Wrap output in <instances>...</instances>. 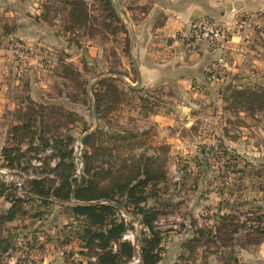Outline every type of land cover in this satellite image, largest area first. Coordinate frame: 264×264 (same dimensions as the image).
<instances>
[{
	"label": "rangeland",
	"instance_id": "374dc122",
	"mask_svg": "<svg viewBox=\"0 0 264 264\" xmlns=\"http://www.w3.org/2000/svg\"><path fill=\"white\" fill-rule=\"evenodd\" d=\"M66 1L0 0V91L6 100L0 122L7 127L0 139L8 142L11 125L23 121L38 131V141L21 144L13 166L48 170L55 150L43 142L55 138L65 142L71 160L73 142L90 130L119 133L124 144L131 134L133 154L165 158L166 179L152 187L157 199H149L157 200L159 210L154 225L161 262L264 264V239L242 248L236 240L223 246L205 235L188 248L194 231L214 230L222 214L235 222L264 217V32L258 39L235 40L236 66L224 56L222 72L201 95L164 99L158 90L145 95L135 83L131 33L143 5L116 0L118 10L113 0L118 23L104 19L99 0H80L87 12L81 22L77 13L70 16ZM124 7L133 12L125 14ZM224 77L229 81L220 82ZM156 113L160 121L152 118ZM126 148L129 144L117 151L126 154ZM26 197L17 218L0 224V241L7 244L5 251L0 248V264H43V255L60 251L61 244L64 263L86 260L79 254L80 224L66 207ZM119 215L130 222L125 235L132 244L135 236L139 241L141 225L129 214ZM244 232L234 236L245 241Z\"/></svg>",
	"mask_w": 264,
	"mask_h": 264
},
{
	"label": "trees",
	"instance_id": "16d2710c",
	"mask_svg": "<svg viewBox=\"0 0 264 264\" xmlns=\"http://www.w3.org/2000/svg\"><path fill=\"white\" fill-rule=\"evenodd\" d=\"M99 1L100 14L104 19L120 23L113 0ZM65 3L70 5V16L77 13L79 21L86 19L87 12L82 1L70 0ZM108 87H112V84ZM249 95L250 91L246 92L245 98ZM96 130H84L86 133L82 136V143L88 150L84 151L83 174L79 179L74 177V166L69 159L70 150L65 149V142L57 138L51 144L43 142L55 150L53 157L56 161L51 168L41 171L45 173L42 178L31 182V195L26 198L34 196V200L44 206L55 200L66 207L70 217L79 222V254L84 255L86 260H80L78 264H129L135 247L130 240L122 237L129 230L130 222L105 200L122 205L132 218L141 222V235L137 244L142 264H157L161 259V236L155 229L154 222L159 210L155 207L157 200L155 204H149V199H157L158 194L152 187L166 179L165 158L145 153L133 154L134 149L131 142L129 143L131 134L126 137L127 142L124 144L122 142L125 137L119 133L109 134ZM37 132V126L30 121L11 125L8 143L0 149V155L9 165L18 163L22 155L21 144L25 141L34 144L38 141ZM108 138L112 140L111 143L106 141ZM128 144V153L117 151L119 146ZM162 148L166 149L165 146ZM0 196H4L10 203L9 208L0 214V224H4L17 218L18 211L23 207L19 205L24 200L16 197L13 190L1 181ZM91 201L100 203L89 204ZM229 215H220L214 230L208 229L205 232L201 228L196 229L193 237L188 240L189 250L192 251L205 235L211 237V242H222L223 246L236 240L242 248L263 241L264 217L261 214L241 222H235L234 216ZM240 230L245 231L242 234L248 238L245 241L234 236ZM2 245L3 241H0V248L5 251L7 244ZM232 260H236V257H232Z\"/></svg>",
	"mask_w": 264,
	"mask_h": 264
},
{
	"label": "crops",
	"instance_id": "0c3cea01",
	"mask_svg": "<svg viewBox=\"0 0 264 264\" xmlns=\"http://www.w3.org/2000/svg\"><path fill=\"white\" fill-rule=\"evenodd\" d=\"M118 1L125 3L126 0ZM128 2L143 5L139 13L141 19L133 23L131 45L135 53L133 59L135 83L146 90L145 95L150 89L160 91L158 96L164 99H174L177 95L180 98L201 95L209 84L214 83L206 76V68L219 57L226 55L233 59L230 63L235 67L239 59L236 52L238 43L235 40L238 41L240 36L249 39L248 41L258 39L257 34L264 32V0H128ZM123 10L125 14L133 12L132 9L125 7ZM198 17L216 19L229 28L231 40L224 49H213L206 44L187 49L176 41L178 30ZM236 20L248 21L251 25L250 31L242 32L240 35L235 33L233 24ZM224 80L229 81L224 77L220 82ZM5 102L0 91V120ZM151 116L155 121L162 119L158 113ZM4 125L6 124L0 122V131L7 130ZM6 143L0 139V149ZM9 206L10 203L5 197L0 196V214ZM63 248L65 244H61V250L54 254L45 253L41 263H64L65 256H61ZM159 263L164 264L161 261Z\"/></svg>",
	"mask_w": 264,
	"mask_h": 264
},
{
	"label": "built area",
	"instance_id": "2783aa9c",
	"mask_svg": "<svg viewBox=\"0 0 264 264\" xmlns=\"http://www.w3.org/2000/svg\"><path fill=\"white\" fill-rule=\"evenodd\" d=\"M233 29H235V33L240 35L241 32H249L251 25L246 20H236L233 24ZM175 38L179 44L187 49H193L201 44H206L213 49L220 50L224 49L226 44L231 40V33L229 28L225 27L216 19L198 17L190 20L178 30ZM224 61L225 58L221 56L216 62L206 68L207 73H209V80L217 79L216 74L222 72V67L225 65ZM84 149L85 146L80 139L75 140L71 146V162L74 166V177L76 179H79L83 174ZM37 164L41 165L40 162ZM54 164L55 162H52V165ZM29 168L24 169L19 166L9 165L8 161L0 155V181L11 188L16 197L25 198L28 196L30 194L31 182L45 175V173L36 172ZM49 176L53 177L52 174H49ZM129 237V235L124 234L122 238L129 240ZM133 245L135 252L130 258L129 264H142L139 246L137 243ZM8 264L14 263L13 261H8Z\"/></svg>",
	"mask_w": 264,
	"mask_h": 264
},
{
	"label": "water",
	"instance_id": "95a60500",
	"mask_svg": "<svg viewBox=\"0 0 264 264\" xmlns=\"http://www.w3.org/2000/svg\"><path fill=\"white\" fill-rule=\"evenodd\" d=\"M115 2H116V0H115ZM116 6H117L118 10H120V6H119V4H118L117 2H116ZM80 140H82V138H80ZM105 202H106V203H109L110 205L116 207L117 209H119V210H121L122 212H124V213L127 214V212L124 210V208H123L122 205H120V204H118V203H115V202H111L110 200H105ZM98 203H100V201H91V202H89V204H98ZM137 224H138V225H141V222H140L139 219H137ZM133 241H134L133 243L136 244V243L138 242V237L135 236Z\"/></svg>",
	"mask_w": 264,
	"mask_h": 264
}]
</instances>
